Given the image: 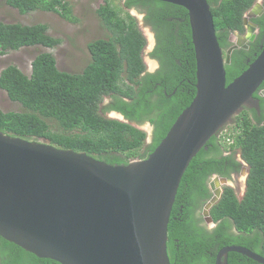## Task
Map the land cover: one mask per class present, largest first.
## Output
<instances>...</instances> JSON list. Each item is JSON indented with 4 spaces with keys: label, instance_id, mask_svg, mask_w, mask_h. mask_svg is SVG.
<instances>
[{
    "label": "trees",
    "instance_id": "trees-1",
    "mask_svg": "<svg viewBox=\"0 0 264 264\" xmlns=\"http://www.w3.org/2000/svg\"><path fill=\"white\" fill-rule=\"evenodd\" d=\"M256 1L208 0L224 51L231 45L228 31L243 29V16ZM5 4L21 14L40 10L57 13L70 23L79 22L66 0H5ZM131 9L144 15L155 34L150 57L160 67L154 73L145 74L147 41ZM96 13L108 35L88 44L92 60L80 73L60 71L50 52L36 56L30 75L12 64L2 70L0 89L24 110L0 109V131L26 140H48L57 148L83 152L109 165H129L136 158L147 159L195 99L197 63L188 11L156 0H125L123 7L107 1ZM48 31L47 24L0 21V56L23 47L56 48L62 40ZM248 58L255 60L243 49L232 53L231 63L226 65L227 84L248 68ZM256 97L264 113V98ZM111 112L128 122L105 115ZM49 121L56 122L57 131ZM147 122L153 126L149 145H145L147 133L133 125ZM235 122L236 133L211 138L183 176L168 226L171 264H216L218 252L233 245L264 257V125L255 109L245 110ZM238 153L249 165L246 192L239 200L234 189L225 187L210 210L216 227L207 231L200 214L211 197L207 182L214 175L229 178L238 172L242 167ZM232 227L236 234L229 231ZM242 263L259 264L229 253L228 264ZM0 264L60 263L38 258L0 236Z\"/></svg>",
    "mask_w": 264,
    "mask_h": 264
},
{
    "label": "water",
    "instance_id": "water-1",
    "mask_svg": "<svg viewBox=\"0 0 264 264\" xmlns=\"http://www.w3.org/2000/svg\"><path fill=\"white\" fill-rule=\"evenodd\" d=\"M156 1L188 11L197 93L147 159L109 165L0 131V236L38 258L60 264H171L168 226L186 170L244 107H259L253 96L264 82V48L227 84L226 65L242 45L225 55L208 0ZM220 187L213 186L215 196L204 207L210 223ZM232 252L264 264L261 255L235 245L221 249L216 264H228Z\"/></svg>",
    "mask_w": 264,
    "mask_h": 264
},
{
    "label": "rangeland",
    "instance_id": "rangeland-1",
    "mask_svg": "<svg viewBox=\"0 0 264 264\" xmlns=\"http://www.w3.org/2000/svg\"><path fill=\"white\" fill-rule=\"evenodd\" d=\"M73 5L74 16L78 23H70L54 12L34 11L29 14H21L17 9L8 7L5 0H0V21L4 23H22L24 25L47 24L49 35L59 38L62 43L54 49L43 46L23 47L18 51L9 52L0 56V74L9 65H15L26 75L32 72V62L37 55L43 52L52 53L60 71L76 74L80 73L92 60L88 50V44L98 39H106L108 32L102 26L101 20L96 11L107 1H113L116 6L123 7L125 0H66ZM130 13L137 19L139 28L146 38L147 44L143 51V58L148 72H155L158 63L150 57L156 45V37L151 27L144 22V15L139 10L131 9ZM0 109L4 112H22L21 104L13 102L8 97L6 91L0 89ZM240 115V114H239ZM109 118L118 119L115 112L108 113ZM229 123L224 128L221 138L236 133L235 125ZM54 131H57L56 122L49 121ZM149 122L144 125H137L147 133L145 145L152 141V127ZM46 144L48 140H40ZM134 159L133 161H138ZM132 161V162H133ZM248 165V164H247ZM238 190L239 186H235ZM241 187V186H240ZM243 188V187H242ZM246 189L243 188V191Z\"/></svg>",
    "mask_w": 264,
    "mask_h": 264
},
{
    "label": "flooded vegetation",
    "instance_id": "flooded-vegetation-1",
    "mask_svg": "<svg viewBox=\"0 0 264 264\" xmlns=\"http://www.w3.org/2000/svg\"><path fill=\"white\" fill-rule=\"evenodd\" d=\"M215 1H218V3L222 2V0H215ZM227 41L231 45L224 51L225 55H226L227 51L229 50V48L235 46V44H238V43H240L242 46L237 48V49H243L247 52H250V55H253L255 57V59L257 56H259L261 54V52L264 48V0H257L253 4V6L244 14V16H243V29L242 30H233L232 29V30L228 31ZM237 49H235V50H237ZM154 62L156 64L158 63L156 60H154ZM251 62H252L251 58H248L247 59L248 66ZM159 67H160V64L158 63V67L154 71L156 72L159 69ZM146 73H154V72H148L146 69L145 74ZM263 91H264V89L259 88V90L253 96L254 101H257L259 104L258 108L246 106V107H244L243 111L240 113V115H241L245 110L251 111L252 109H255L257 111V118L260 119L262 125H264V113L261 111L260 100L256 97V95L264 98V95H262ZM108 100H109V98H108V96H106L105 100H104V105H106V106L108 105ZM105 115L108 117V113H106ZM235 118L233 119L234 122H235ZM234 122H233V124H234ZM150 126L152 127V131H153V126L152 125H150ZM224 128L221 130L220 134L217 135L218 139L221 138ZM236 157L240 161V163L242 164V167L238 172L231 173L229 178L221 177L219 175H214L212 178H210L208 180L207 188L211 194V197L209 198V200L205 204V206L215 196L213 186L218 187L219 185H221V187H220V189L222 190L221 197L223 196V192H224L225 187H230V188L234 189L239 200H241L244 197V194L246 191L245 190L243 191V188L246 189V187H247V180H248V176H249V165H247V163L243 160L240 153H238L236 155ZM244 168H246L245 173H244ZM222 178L227 179L229 181V183L228 184H222V182L220 180ZM235 186H239L238 190L236 189ZM203 211H204V208L202 209V211L200 213L204 219V221L201 222V225L207 231L213 230L216 227V224L214 222L210 223L208 220H206L204 215H203ZM229 231L231 233L236 234V230L234 229V227H232ZM242 264H246V263H242Z\"/></svg>",
    "mask_w": 264,
    "mask_h": 264
},
{
    "label": "bare ground",
    "instance_id": "bare-ground-1",
    "mask_svg": "<svg viewBox=\"0 0 264 264\" xmlns=\"http://www.w3.org/2000/svg\"><path fill=\"white\" fill-rule=\"evenodd\" d=\"M240 116V115H239ZM234 121V120H233ZM233 124V123H232ZM229 126V125H228ZM227 127V126H226ZM220 134V133H219ZM208 144V143H207Z\"/></svg>",
    "mask_w": 264,
    "mask_h": 264
}]
</instances>
